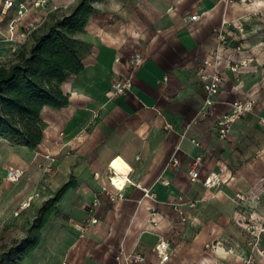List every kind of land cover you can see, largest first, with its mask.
I'll return each instance as SVG.
<instances>
[{"label":"crops","instance_id":"crops-1","mask_svg":"<svg viewBox=\"0 0 264 264\" xmlns=\"http://www.w3.org/2000/svg\"><path fill=\"white\" fill-rule=\"evenodd\" d=\"M61 2L78 0L51 4ZM93 7L75 35L83 69L60 85L66 106L43 107L41 142L29 148L0 137V220L5 223L32 211L28 227L46 199L71 177L76 182L42 228L39 244L19 264H124L127 254H141L142 264H154L159 238L171 246L164 264H264V257L250 252L231 199L264 173V110L240 116L226 139L214 129L232 102L247 97L229 65L247 57L252 62L248 50L237 51L252 44L236 41L261 31L264 0H95ZM39 13L30 6L17 32L39 22ZM194 14L198 18L192 20ZM15 16L14 8L0 13V62L12 55L6 36ZM222 25L228 37L219 55L223 80L202 116L199 68L214 58ZM137 52L145 60L132 71L129 61ZM126 77L130 92L112 95L111 84ZM258 148L262 158L255 160L250 156ZM46 154L55 158L51 172L44 171ZM197 157L198 179L192 181L187 169ZM117 158L128 166L131 183L124 199L110 202L102 187L112 189L108 164ZM8 168L24 174L9 181ZM142 188L152 196L145 197ZM96 198L99 203L91 209ZM176 200L187 216L184 222L172 207ZM23 201L28 204L21 208Z\"/></svg>","mask_w":264,"mask_h":264},{"label":"trees","instance_id":"trees-1","mask_svg":"<svg viewBox=\"0 0 264 264\" xmlns=\"http://www.w3.org/2000/svg\"><path fill=\"white\" fill-rule=\"evenodd\" d=\"M95 0H78L73 9L53 16L44 27L38 25L13 57L0 63V137L35 148L42 140L44 106L61 108L68 96L60 88L70 74L83 69L81 42L75 35L82 31L93 12ZM74 178L62 184L36 211L25 235L1 248L0 264H19L41 240V230L59 212L58 203L66 191L75 187Z\"/></svg>","mask_w":264,"mask_h":264},{"label":"built area","instance_id":"built-area-1","mask_svg":"<svg viewBox=\"0 0 264 264\" xmlns=\"http://www.w3.org/2000/svg\"><path fill=\"white\" fill-rule=\"evenodd\" d=\"M30 6L36 9L46 10V13L58 10L61 7L57 4L51 5L50 0H32L30 5H28L24 1L2 0L0 5V13L2 15H7V13L13 8L16 11V16L11 18L7 23L8 35L6 36V41L10 44L11 53L17 52L19 48L26 43L30 36V33L39 25V22H30L27 27L17 32L18 22L28 13ZM62 7L66 8L67 5H64ZM190 18L194 20L198 18V15L194 14ZM236 28L241 32L244 30V27L241 24L236 25ZM216 40L217 45L212 53L214 58L204 60L202 66L199 68V74L201 78L200 84L203 92V100L200 108V114L202 116L208 115L209 109L214 103L217 94L219 93L221 82L223 80V75L218 69V64L220 52L228 46V37L224 29V25H222V27L217 31ZM144 60L145 58L141 53H135L129 61L130 69L133 71L139 68L143 64ZM230 69L233 71L234 66H230ZM131 87L132 82L130 77L116 80L111 84L112 95L127 94L130 92ZM252 108L253 102L248 99L236 100L232 102L230 111L222 115L218 120H216L214 124V129L217 136L220 139H226L231 132L233 123L240 116L251 111ZM261 121L264 122V119L262 118ZM44 158L47 160V163L44 166V171L51 172L53 169L55 158L53 155L50 154L44 155ZM114 160L115 159H113L108 164L109 173L107 175V180L112 189L102 187V192L106 195L107 199L110 202H113L118 199H124L125 196L123 190L127 184L131 183L128 178V175L121 185H117L115 183L114 178H117L118 173L112 166ZM173 162L175 163L176 159H173ZM199 166L200 157H197L187 169V173L192 181L198 179ZM23 174L24 171L21 169L8 168L6 170V177L9 181H17L23 176ZM165 184H168V182L165 181ZM142 190L144 192L145 197L152 196L148 188H142ZM98 203V198H96L92 202L90 208L93 209V207L97 206ZM27 204V201H23L20 206L21 208H24L27 206ZM190 205L192 206L193 203H190ZM172 207L179 214L180 220L183 222L186 221L187 216L183 209L182 203L179 200H176L172 203ZM96 221V218H91L92 223H95ZM154 249L157 257V261L154 264H164L171 253V246L169 241L165 238H159ZM119 259L120 256L117 257V260ZM123 261L124 264H142L144 262V256L141 254H127L123 255Z\"/></svg>","mask_w":264,"mask_h":264},{"label":"rangeland","instance_id":"rangeland-1","mask_svg":"<svg viewBox=\"0 0 264 264\" xmlns=\"http://www.w3.org/2000/svg\"><path fill=\"white\" fill-rule=\"evenodd\" d=\"M50 3H52V0H50ZM75 3L61 2L57 4L61 6L60 9L47 13L46 10H40L39 15L41 19L39 26L44 24V27H46L51 22L53 16L59 17L69 13L77 4ZM64 5H67V7L63 8L62 6ZM260 23L262 25L261 31L258 30L252 33L248 36V39L241 38L236 41L237 43H241L246 40L252 44L250 47L243 45L244 47L237 48V51L248 50L252 62L247 57L246 59H241L239 62L233 60L229 65V68L230 66H234L233 71L237 73L236 79L241 82V89L247 95L246 99L253 102V108L249 112H254L258 109L264 110V20L260 21ZM27 44L26 49L31 45V40L27 41ZM255 45L258 48L252 50V46ZM12 57L13 55H10L7 58L10 59ZM258 142L260 143L261 141L259 140ZM261 154V148H258L256 151H253L250 157L259 160L262 158ZM254 167L252 166V170ZM231 199L237 203V212L244 223L242 228L246 234L247 246L250 252H256L264 257V173L256 180H252L245 191H239ZM31 215L32 211H27L22 215L13 217L7 223L4 220H0V250L25 235Z\"/></svg>","mask_w":264,"mask_h":264},{"label":"bare ground","instance_id":"bare-ground-1","mask_svg":"<svg viewBox=\"0 0 264 264\" xmlns=\"http://www.w3.org/2000/svg\"><path fill=\"white\" fill-rule=\"evenodd\" d=\"M112 166L118 173V176L117 178H114V181L117 185H121L126 178L129 168L121 158L114 160Z\"/></svg>","mask_w":264,"mask_h":264}]
</instances>
